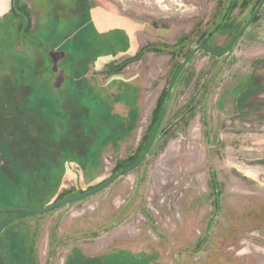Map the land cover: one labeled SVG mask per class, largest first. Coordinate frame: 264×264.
Segmentation results:
<instances>
[{"label": "rangeland", "instance_id": "1", "mask_svg": "<svg viewBox=\"0 0 264 264\" xmlns=\"http://www.w3.org/2000/svg\"><path fill=\"white\" fill-rule=\"evenodd\" d=\"M259 1L0 0V103L58 132L0 209L41 210L132 165L181 62L204 39L223 51ZM24 125L0 127L10 148ZM0 264H264V6L226 56L191 59L135 170L49 213L0 214Z\"/></svg>", "mask_w": 264, "mask_h": 264}, {"label": "flooded vegetation", "instance_id": "2", "mask_svg": "<svg viewBox=\"0 0 264 264\" xmlns=\"http://www.w3.org/2000/svg\"><path fill=\"white\" fill-rule=\"evenodd\" d=\"M24 100L27 101L28 96H25ZM13 104L14 103L6 102L5 99L0 103V127L4 126L5 128L9 124H19L20 128L21 125L25 126L24 124H26L30 126L31 123L34 132L28 137H26L25 134L16 137L20 140L14 143L12 149H10L4 142V139L2 140L0 137V190L20 189V186H15L14 184L18 172H22L27 176H30L36 171L42 172L44 170L43 165L47 164L46 158L49 154L47 149L51 145L49 141L53 140L58 133L54 132L52 125L43 121L41 117L33 111L35 107L28 106V102L26 105H23L24 102L20 103V107L22 110L24 106L32 109L31 111L34 117L29 116V119L28 115L24 114L22 111L19 113L17 106ZM41 104L42 102H40L39 106H41ZM27 120H30V123ZM35 122L38 124L34 125ZM23 137H26V141L22 140ZM11 199V196L2 198L0 192V202ZM23 214L31 215L27 213Z\"/></svg>", "mask_w": 264, "mask_h": 264}, {"label": "water", "instance_id": "3", "mask_svg": "<svg viewBox=\"0 0 264 264\" xmlns=\"http://www.w3.org/2000/svg\"><path fill=\"white\" fill-rule=\"evenodd\" d=\"M263 6H264V0H260L258 3V6L254 10L252 15L242 25V27L238 30V32L233 36V38L230 40V42L228 43V45L226 46V48L223 51L217 52L216 50L205 46L204 44L206 42V39H204L198 46L194 47L191 50V52L188 54V56L181 62L180 66L178 67V69L174 73L172 79L170 80V82L167 86L165 97H164V100L162 102V105H161L156 123L154 125L153 131L151 133V136H150L145 148L143 149L142 153L140 154V156L136 159V161L132 165H130V166L124 168L123 170L115 173L114 175L110 176L108 179H106L101 184H99L98 186H96L95 188H93L91 190L84 192V193H81V194H78V195H75V196H72L70 198H66V199L57 201L54 204H52V205H50L44 209H41V210H27V209H21V208H19V209H1L0 214L23 212V213H27V214H31V215H40V214L49 213V212L55 211L61 207L67 206L71 203H74V202H77V201H80V200H83L86 198H90V197L100 193L104 189H106L108 186H110L113 182H115L119 178H121L124 175L128 174L129 172L135 170L144 161V159L148 156L151 148L153 147V145L156 141L158 132H159V128H160L161 123L163 121V118L165 116L173 87H174L177 79L179 78L180 74L187 67V65L189 64L191 59L200 51H206V52L212 54L213 56H215L216 58H221V57L226 56L230 52V50L234 46V44L243 36V34L254 23L255 19L261 13Z\"/></svg>", "mask_w": 264, "mask_h": 264}, {"label": "trees", "instance_id": "4", "mask_svg": "<svg viewBox=\"0 0 264 264\" xmlns=\"http://www.w3.org/2000/svg\"><path fill=\"white\" fill-rule=\"evenodd\" d=\"M254 10H255V9H254ZM253 12H254V11H253ZM251 15H252V14H251ZM257 19H258V17L255 19V21H256ZM255 21H254V22H255ZM216 30H218V28H217ZM22 139H24V137H23ZM10 149H12V148H10Z\"/></svg>", "mask_w": 264, "mask_h": 264}, {"label": "bare ground", "instance_id": "5", "mask_svg": "<svg viewBox=\"0 0 264 264\" xmlns=\"http://www.w3.org/2000/svg\"><path fill=\"white\" fill-rule=\"evenodd\" d=\"M159 1H161V0H159Z\"/></svg>", "mask_w": 264, "mask_h": 264}]
</instances>
